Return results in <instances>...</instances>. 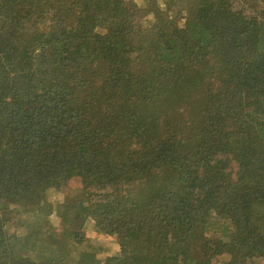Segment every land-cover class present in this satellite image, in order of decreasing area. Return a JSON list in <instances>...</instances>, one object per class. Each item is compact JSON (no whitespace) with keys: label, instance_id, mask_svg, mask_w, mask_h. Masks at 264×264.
<instances>
[{"label":"trees","instance_id":"trees-1","mask_svg":"<svg viewBox=\"0 0 264 264\" xmlns=\"http://www.w3.org/2000/svg\"><path fill=\"white\" fill-rule=\"evenodd\" d=\"M129 2L0 0V264H264V0Z\"/></svg>","mask_w":264,"mask_h":264},{"label":"rangeland","instance_id":"rangeland-1","mask_svg":"<svg viewBox=\"0 0 264 264\" xmlns=\"http://www.w3.org/2000/svg\"><path fill=\"white\" fill-rule=\"evenodd\" d=\"M128 7L131 6L129 1L136 3L139 7L137 9L136 15L140 18V21L149 20L152 18V12L158 8V5L161 6V3L164 0H126ZM82 186L79 180H72L69 182L67 189L57 191L50 190L48 192V200L53 205H58L65 200V191L75 190ZM53 223H56L59 227V232H62L64 229L63 223L57 218L56 215L52 216ZM86 237L90 245L96 247L98 251V258L104 260L106 257L117 255L120 251L118 240L116 237H110L106 235H97L94 232L93 222H89L85 228ZM226 258L214 259V261H219L220 263L225 261Z\"/></svg>","mask_w":264,"mask_h":264}]
</instances>
